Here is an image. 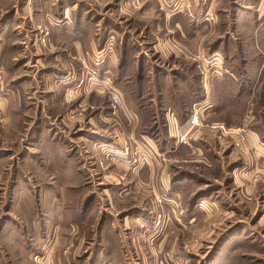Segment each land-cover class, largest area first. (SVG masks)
<instances>
[{
    "label": "crops",
    "instance_id": "1",
    "mask_svg": "<svg viewBox=\"0 0 264 264\" xmlns=\"http://www.w3.org/2000/svg\"><path fill=\"white\" fill-rule=\"evenodd\" d=\"M0 1L3 3L0 17L4 16L0 20V73L5 71L11 48L17 53L13 61L14 78L8 83L14 87L10 103L14 102L15 113L20 116L29 110L36 116L34 131L44 129L48 130L47 134L54 131L48 142L53 147H61L60 158L63 156L73 162V172L69 183L53 186L58 185L69 202L78 196L86 201L84 210L72 216L85 223L72 220L69 226L64 218L61 219V212L65 214L67 208L53 200L50 211L55 223L47 225L40 233L35 254L40 255L43 248L51 250L54 259L61 264H81V260H87V264H164L162 252L168 235L165 231L163 235H156L152 242L149 240L150 215L156 211L169 214L175 210L168 202L171 189L168 169L164 165L157 171L154 165L158 155L162 162L167 154L173 153L182 163L204 164L208 168L217 166L225 172L228 168L233 180L238 179L241 184L244 180L250 181L249 178L258 172L264 173V127L252 129L258 124L256 122L240 126L245 112L238 124H233L235 121L231 122L226 116L243 100H246L244 109L246 105L248 108V98L254 100L258 87L264 85V0H139V7L131 5L133 0H22L12 7L11 13H8L5 0ZM18 17L47 27L48 46L38 43V38H43L42 31L30 36L24 24L16 26ZM231 17L233 31L228 30L224 39L221 37L216 43L212 42L211 48H206L204 39L216 31L215 27L205 33L202 30ZM130 19L150 20L156 30L163 31H139V38H134L133 32L124 27ZM240 19L250 31H238ZM10 25L11 28L15 25L13 31L21 30L13 35V46L9 45L13 42L12 35L4 33ZM141 32L145 35L156 33L157 41L162 44L158 42L149 51ZM110 36L117 40L112 50L108 43L104 44ZM130 48H133L131 53ZM99 50L109 51L101 67L95 65ZM236 51L240 52L239 59L234 57ZM151 54H157L160 63L156 59L152 61ZM212 54L223 58V64L217 63L221 74L215 73L213 63L205 61ZM130 55L136 60L132 66L126 64ZM193 57L196 61H192ZM147 68L157 71L151 74L146 72ZM79 79H83V84L76 87ZM110 87L122 100L113 114L120 127L118 133L129 140L132 148L135 144L142 147L149 157L147 165L137 172L111 154L118 150L121 141L114 137L115 130L101 126L102 118L108 117L111 111L109 106L102 107V100L110 103L107 93ZM76 105L92 107L88 113H96L92 118L85 116L87 125H79L81 129L77 131L76 125L65 123L63 118L57 122ZM194 112L201 123L220 121L231 127L249 128L243 150L235 149L226 137L210 135L201 126L191 128L189 120ZM253 115L257 120V115ZM102 151H109L106 159ZM48 158L50 164H55L54 158ZM99 162L105 163L108 169L99 170ZM40 171L36 173L45 174L44 169ZM55 175L52 172L49 179H55ZM191 175L190 182L195 178L193 173ZM134 177L143 184L139 190L153 194L158 209L132 202L130 206L116 209L114 214L113 208L104 201L129 194L136 184L127 185L128 180L133 181ZM187 177V174L175 176L174 186L186 185ZM46 186L51 194L57 193L51 185ZM95 192L99 194V201L87 203L88 197ZM248 192L252 190L248 191L246 186L245 194ZM209 195L217 199L213 198L215 200L208 205L209 210L214 211L220 195L217 191ZM222 197L220 203L228 205V197ZM197 208L191 205L190 212ZM92 214L103 215L106 222L91 223ZM189 219L188 224L192 225L195 218ZM14 243L13 252H20L10 255L6 249L5 253H0V264H34L33 251L22 248V235L21 240ZM71 245H75L72 250Z\"/></svg>",
    "mask_w": 264,
    "mask_h": 264
},
{
    "label": "rangeland",
    "instance_id": "2",
    "mask_svg": "<svg viewBox=\"0 0 264 264\" xmlns=\"http://www.w3.org/2000/svg\"><path fill=\"white\" fill-rule=\"evenodd\" d=\"M5 2L8 13H11L13 11L12 7L15 8L21 4L22 0H5ZM131 5L139 7V0H133ZM2 6L3 3L0 1V7ZM141 11L142 10L140 9L139 13ZM3 17L4 16L0 17V20H2ZM18 18L19 20L16 26L24 24V28L29 31L28 35L30 36L33 35V32L35 31H42L43 38H38V43H43L45 46H48V38L50 35L47 27L35 22H33L34 24H31L33 20L30 19H26L25 21L22 20L21 17ZM128 21L129 23H124V27L133 32L134 38H139V31H163L156 30L150 20L134 21L130 19ZM183 21V25H185L186 21ZM233 22L232 17L230 20L221 19L216 26L211 28L208 27L207 30H202L205 33L206 31H212L215 27L214 31H216V33L209 35L204 39V44H207L206 48H211L214 43L213 41L216 43L221 37L224 39L225 32L228 30L233 31ZM11 26L12 25L8 26V29L4 31V33L10 36L12 35L10 40L13 41V35L16 31L21 30L13 31L12 29H15V25L12 28ZM237 29L238 31H250L243 19L238 21ZM30 32H32V34H30ZM141 35L146 39L144 46L145 48H149V51L153 49V45H156L159 42L157 41V37H155L156 33H154V35L149 33L145 35V33L141 32ZM116 42V38L110 36L104 44L106 45L108 43L112 50L116 45ZM13 43L14 41L9 45L13 46ZM159 43L162 44V42ZM11 49L12 51L6 58L8 61H5L6 66L4 68L6 74L4 73L5 71L0 73V253H5L7 249L10 255L18 254L20 250L13 252V247L16 245L14 241L18 239L21 240L22 235V248L33 251L32 258H36L38 255L35 254V252L38 251L36 240L47 225L52 226L55 223L50 211L53 200H57L62 207L67 208L65 214L64 212H61V219L64 218L65 224H68L69 226L72 223V220L76 221L72 216H74L75 213L79 214L81 210H84L86 201L84 202L82 196H78L69 202L68 197L63 194L64 191L60 190L58 185L53 186V184L58 183H69L72 179L73 172L71 168L73 162L67 160V158L63 156V159L60 158L61 152L59 149H61V147H53V145L48 142L52 136L51 133L54 134V131L52 130L53 132H49L48 134L46 132L48 130L44 129L41 132H39V130L34 131L35 125H33V122L34 119H36V116H34L30 110L26 112L22 110L24 111L22 112V115L24 116H20L19 113H15L14 102L10 103L14 87L10 86L8 83H11L14 78L15 69L13 61L17 54L14 52L13 48ZM108 50L110 51V49ZM108 50L105 51L109 52ZM131 52H133V48H130V53ZM101 53H103V51L99 50L95 57L100 58L102 55ZM239 53L240 52L238 51L234 52V57L239 59ZM155 55L157 54H151L150 58L152 61L153 59H156L157 63H160L157 59L158 57ZM18 56H20V54H18ZM128 57L126 64L132 66V64L136 62L135 57L133 55ZM104 59L106 61V58ZM192 61H196V58L193 57ZM205 61L207 63H213L215 68H217V65L219 66V64L215 63L224 62L222 56L219 54H212L206 57ZM104 63L101 64L100 67L104 65ZM198 70L199 72L202 70L201 65H199ZM155 71H157V69H152L150 71L148 68L146 69V72H150L151 74H154ZM81 80L83 81V79L78 80V84ZM263 88L264 85L262 84L258 87L259 91L254 100H249L248 98L246 103L248 104V108L246 105V108L244 109L246 100H243L237 104L239 107L234 108L233 112L226 114V116H228L227 118L230 121L234 120L235 122L233 124H238L242 118V113L245 112L246 115L242 118V121L239 124L240 126L256 122L258 124L252 127V129L260 130L263 128ZM107 91L109 98L110 93L114 90L110 87ZM108 103L106 99L102 100V107L108 108L109 106L111 111L108 117L102 118V121L104 122H101V126L110 127L112 131L115 130L114 137H116L119 142L121 141V144H118L120 145L118 150H113L111 154H114L116 159L123 162L128 169L137 172L139 168L142 169L147 165L146 159L149 157L146 153L142 152V147L135 144L134 149L137 150V156L142 159L144 158V161L139 165L136 164L135 167H130L128 163H126V160L121 158L122 144L127 143L130 146V143L122 133H118L121 132L119 131L120 127L116 119L114 120L113 118V114L117 112L120 106L116 110H113L111 104ZM91 108L89 109V107L85 105H76L68 115H63L61 118L57 119V122L63 118L65 123L68 122L76 125L75 130L77 131L78 129H81L79 125L81 127L87 125V120L84 121L85 116L92 118L96 115L93 111L92 114H89L90 110H92ZM253 114L257 115V120H254ZM239 118L240 120L238 121ZM110 120H112V122L109 124ZM218 124H223L231 133H233V130L243 131L244 138H242L244 140L242 141L241 148L237 146L236 142L238 139L242 140L239 136L237 137L234 134L221 133L211 129L210 126ZM200 126L209 132L210 135L221 136V138L226 137L235 149L239 151L243 150L246 130L248 131L249 128L231 127L220 121L215 123L199 122L198 127ZM73 133L74 131H72V134ZM57 137L58 136H56L55 139H57ZM60 140H63L62 137H60ZM102 152L104 159H106L109 151ZM167 155L168 156L164 162L161 161L162 158L158 155L156 160L157 163L154 162V165L157 171L160 170V168L163 169L164 165H166V168L168 169L170 177L169 183L171 186L168 194V202L172 205L175 211L173 210L174 213L171 212L169 214L156 211L150 215L152 229L150 231L149 239L152 242V239H154L156 235H163L166 231L168 239L166 240L162 252L164 264H264V173L258 172L254 177L251 176L249 178L250 181L244 180V183L241 184L238 179H236L237 182L233 180L228 172V168L225 172L223 170L220 171L217 166L208 168L204 164H186L182 163L180 159H177L173 153ZM48 157L54 158L55 164H50ZM233 161L237 162V160ZM56 166L58 169H56ZM97 167L102 171L108 169L103 162H99ZM178 168L182 169L184 172L178 170ZM40 169H44L45 171L43 172H45V174L36 173L41 172ZM92 169L95 170V166H93ZM52 172L56 174L55 179H49V174ZM191 173H193L195 178L190 182V178L192 177ZM184 174L189 176L186 178L188 183L186 185L174 186L175 176L179 178L180 175ZM157 178L158 175L156 179ZM154 179L155 177H153V181ZM52 180H54V182L49 183ZM111 180L112 179L109 177L108 181ZM128 181L129 184L127 185L131 186L133 183L134 185L136 184L134 190H131L127 195L118 197L119 199L115 196L114 198H106L104 201L108 207L111 206V208H113L114 214L117 213L116 209L130 206L132 202L136 205L145 204L148 208H152V210H155L154 207L158 209L156 206L158 205V202L155 201L153 194L150 195L149 193H144V191L139 190L143 185L140 179L134 177L133 181ZM255 183L256 186L253 187V184ZM46 185H51V189L57 193H52L54 195L52 196L51 192L46 190ZM246 186L248 191L252 190V192L245 194ZM112 187H114V185ZM214 191H217L220 197H217L219 201L218 204H216V210L213 211L209 210L208 205L210 204L209 202H212L211 200L213 198L216 199V196L209 195V193H213ZM97 193L98 192H95L92 194L93 196H89L87 203L90 204L92 202L96 203V200L99 201V194ZM221 194L228 197V205L223 206L220 203V199H223ZM257 203H259L258 209ZM191 205L197 206L198 210L191 213ZM191 216L195 218L192 225L188 224V221L190 220L189 217ZM89 220L91 223L96 224L98 222H106L103 219V215L101 216L99 214L90 215ZM89 220H87V222ZM76 222L81 224L85 223V220H77ZM167 225H171V227H167ZM74 246L75 245H71L70 250H72V247ZM144 251H147V249H144ZM45 253L46 255L48 254L52 263L61 264V261L54 259L51 250L46 251V249L43 248L40 255L42 256V254ZM33 254L35 255L33 256ZM33 261L35 264L36 262L34 259ZM81 261L83 264H87V260Z\"/></svg>",
    "mask_w": 264,
    "mask_h": 264
},
{
    "label": "built area",
    "instance_id": "3",
    "mask_svg": "<svg viewBox=\"0 0 264 264\" xmlns=\"http://www.w3.org/2000/svg\"><path fill=\"white\" fill-rule=\"evenodd\" d=\"M106 53H107V51H103V53H101L102 54L101 57L96 58L95 65L100 66L101 64L104 63V61H105L104 58H106ZM215 64H217V63H215ZM210 65H212V63H210ZM214 71L216 74H221L220 71L218 72L217 68H214ZM214 71H213V73H214ZM82 83H83V81L81 80L80 83L76 85V87H80ZM109 100H110L111 108L113 110H116L122 104V100H121L120 96L115 91L110 93ZM194 119H196V121L199 120L198 116L195 112L192 114V116L190 117V120H189L191 128L199 125V121H198V123L195 126H192ZM210 127H211V129L219 131L221 133H230V134L236 135L237 137L239 136L240 139H242V140L238 139L236 142H237V146L241 148L242 141L244 140L243 139L244 138L243 137V131H240V130L234 131L233 130L232 131L233 133H231L227 128H225V126L223 124L213 125ZM134 147L131 148L127 143L122 144V147H121L122 148L121 158L125 159L126 163H128V165L130 167H135L136 164L139 165L141 162L144 161V158L142 159V158L137 156V152H136L137 150H135ZM142 152H143V150H142ZM34 260L38 264H54V263H52L51 259L48 257V254L46 255V253L42 254V256L37 255L36 258H34Z\"/></svg>",
    "mask_w": 264,
    "mask_h": 264
},
{
    "label": "bare ground",
    "instance_id": "4",
    "mask_svg": "<svg viewBox=\"0 0 264 264\" xmlns=\"http://www.w3.org/2000/svg\"><path fill=\"white\" fill-rule=\"evenodd\" d=\"M198 123V121H196V119L193 120L192 126H195ZM97 141V140H96Z\"/></svg>",
    "mask_w": 264,
    "mask_h": 264
}]
</instances>
